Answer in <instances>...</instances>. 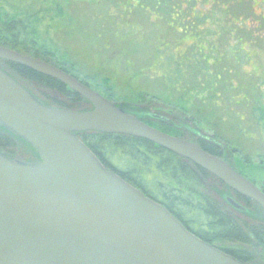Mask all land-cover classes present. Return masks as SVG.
Listing matches in <instances>:
<instances>
[{"label": "water", "instance_id": "95a60500", "mask_svg": "<svg viewBox=\"0 0 264 264\" xmlns=\"http://www.w3.org/2000/svg\"><path fill=\"white\" fill-rule=\"evenodd\" d=\"M0 60L57 80L92 106L80 111L47 105L0 68V127L40 159L28 163L0 151V264H244L108 170L76 133L150 141L264 212V192L227 161L147 125L56 66L2 46Z\"/></svg>", "mask_w": 264, "mask_h": 264}, {"label": "trees", "instance_id": "16d2710c", "mask_svg": "<svg viewBox=\"0 0 264 264\" xmlns=\"http://www.w3.org/2000/svg\"><path fill=\"white\" fill-rule=\"evenodd\" d=\"M61 1L63 0H0V46L56 66L91 89L98 91L92 84L75 76L66 67L57 64L59 62L56 61L55 52L48 43L47 35L50 27L63 25V22L57 19L64 15ZM137 1L141 7L147 8L152 15L159 18L155 19L156 23L163 20L168 26L172 20H177L178 25L186 24L190 27L192 23L195 24L198 28L195 35L203 43L202 48L199 49L192 44V48L188 49L187 53L174 57V59L171 57L173 61H170V57H166L169 63H163L164 69L161 75H157V77L164 79V83L172 89L189 88L190 99H195L196 103L200 104L206 103L207 95L220 99L219 93L222 90L223 92L232 89L239 91L238 94H235L236 96L230 95L228 102L238 104L246 99L242 83L234 82L233 79H230L228 83L223 82L225 76L222 74H224L225 69L219 65L222 62L221 54H229L237 63V57L233 50L230 49L227 53H221L216 45L207 46L204 44V38H200L204 32L207 14L198 8V4L202 3V7L207 8L216 6L217 0H214L215 3L212 4H204L200 1L193 2V0ZM162 9H165V12H162ZM222 10V18L227 19V16H232L226 7L222 6ZM48 19L52 23L48 22ZM167 29L173 34H178L170 26ZM216 36L218 35L216 34ZM238 39L241 40L242 37H238ZM210 47L218 50L217 63L206 62ZM198 55L201 56L204 63H192ZM191 56L193 61L190 60ZM157 58L158 53L156 51L151 58L150 65L156 69L162 66V63H156ZM0 68L47 105L80 111L92 108L87 100L53 78L4 60H0ZM186 81L190 82L187 83ZM102 82L105 85L108 83L107 79H103ZM105 91L108 94H101L103 97L147 125L166 134L178 136L172 125L162 123L158 118L150 116L148 113L165 117L177 123L182 122V124L192 127L197 125L195 128L198 131L201 130V121L197 120V116L185 106L179 105L180 99L177 100V103L168 101L166 110L162 108L150 109L149 106H146L147 109H143L136 106L140 102H144L147 97L152 101L154 96L139 93L138 102L134 100L132 102H118L113 99V92L110 87ZM213 103L222 107V104L216 100ZM225 108L227 107L223 106V109ZM259 109L262 111L260 119H264L263 109ZM185 115L189 118L186 116L188 118L186 119ZM210 135L230 147V143L223 139L219 133L214 132ZM76 136L108 170L118 174L145 196L163 205L190 232L244 264H264V212L248 198L234 194V200L247 210L246 213H243L235 209L223 198L226 194L231 195L230 189L224 183L189 160L145 139L95 131L78 132ZM196 143L208 154L213 156L217 154L214 149L210 151L203 147L200 140H197ZM0 151L11 159L28 163L40 161L39 155L28 143L1 127ZM230 156V158H225V161L264 192L262 184L260 186L258 182L248 178L240 168L237 169L235 166L232 159L237 160L241 155L232 151ZM215 184H218L221 189L215 190Z\"/></svg>", "mask_w": 264, "mask_h": 264}, {"label": "rangeland", "instance_id": "374dc122", "mask_svg": "<svg viewBox=\"0 0 264 264\" xmlns=\"http://www.w3.org/2000/svg\"><path fill=\"white\" fill-rule=\"evenodd\" d=\"M194 1L215 3L214 0ZM217 1L216 6L207 8L198 4L207 14L200 38H204L207 46L216 45L221 53L233 50L237 63L224 53L225 59L221 54L219 65L225 69L223 82L233 79L244 85L246 99L238 104L228 102L230 95L239 93L237 89L222 90L220 99L207 95L206 103L200 104L190 99L189 88L172 89L164 79L157 77L164 69L163 63H169L166 57L174 59L187 53L192 44L199 49L203 43L195 35L198 31L195 24L189 27L172 20L168 26L179 35L173 34L163 20L157 21L158 26L155 19L159 18L141 7L137 0H63L64 15L57 18L63 25L50 27L48 43L55 52L57 64L92 84L100 94L107 93L105 90L110 87L113 99L118 102H138V94L143 93L154 99L147 97L136 107L166 110L168 101L177 103L180 99V106L200 118L196 117L202 125L199 132L219 133L230 143L232 151L241 155V159L238 156L239 159H232L237 169L264 186V119H260L262 111L259 109L264 112V0ZM222 6L232 15L227 16L228 20L221 16ZM210 48L206 62L217 63L218 50ZM155 50L156 63H162L157 69L150 66ZM192 63L204 62L198 55ZM103 79H107V85L103 84ZM214 100L222 107L215 105ZM214 189L221 188L215 184ZM240 211L246 212L245 209Z\"/></svg>", "mask_w": 264, "mask_h": 264}, {"label": "flooded vegetation", "instance_id": "af4514ba", "mask_svg": "<svg viewBox=\"0 0 264 264\" xmlns=\"http://www.w3.org/2000/svg\"><path fill=\"white\" fill-rule=\"evenodd\" d=\"M148 114L150 116H154L155 118H158L159 121L162 122V123L164 122L166 124L172 125L174 127V129L176 130V133L178 134L177 138H180V139H183V140H190V141H193L195 143L197 142V140H200L202 142V146L203 147H205L206 149H208L210 151H213V149H214V151L217 152V154L214 155V156L222 158L224 160H225V158L227 159L228 157L229 158L231 157L230 156L232 154L231 147H228L224 143L219 142L218 140L214 139L210 134L209 135L202 134L197 129H195L194 127H192L190 125L182 124V122H178L177 123L176 121H170L169 119H167L165 117H159L158 115H154L152 113H148ZM172 136H174V135H172ZM230 191H231V195H227L226 194L227 197L225 195V200L232 207H234L229 202V200H232V201L236 202L234 200V194H236V195H238V194L235 193L234 191H232L231 189H230ZM240 197H242V196H240ZM239 206L241 207V209H238L236 207H234V208L238 209L239 211L242 210V209H245V207H243L242 205L239 204ZM243 213H246V212H243Z\"/></svg>", "mask_w": 264, "mask_h": 264}]
</instances>
